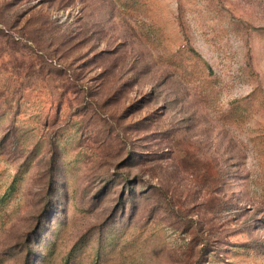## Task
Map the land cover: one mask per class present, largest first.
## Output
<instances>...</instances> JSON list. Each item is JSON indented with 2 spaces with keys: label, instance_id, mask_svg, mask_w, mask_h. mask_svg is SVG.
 I'll return each mask as SVG.
<instances>
[{
  "label": "rangeland",
  "instance_id": "rangeland-1",
  "mask_svg": "<svg viewBox=\"0 0 264 264\" xmlns=\"http://www.w3.org/2000/svg\"><path fill=\"white\" fill-rule=\"evenodd\" d=\"M0 264H264V0H0Z\"/></svg>",
  "mask_w": 264,
  "mask_h": 264
}]
</instances>
